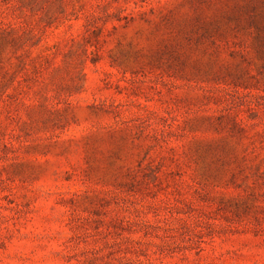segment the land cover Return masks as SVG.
<instances>
[{"label":"rangeland","instance_id":"obj_1","mask_svg":"<svg viewBox=\"0 0 264 264\" xmlns=\"http://www.w3.org/2000/svg\"><path fill=\"white\" fill-rule=\"evenodd\" d=\"M0 264H264V0H0Z\"/></svg>","mask_w":264,"mask_h":264}]
</instances>
